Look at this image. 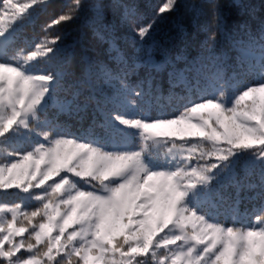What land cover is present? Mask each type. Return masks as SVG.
Masks as SVG:
<instances>
[{
	"label": "snow or ice",
	"instance_id": "6c2138e0",
	"mask_svg": "<svg viewBox=\"0 0 264 264\" xmlns=\"http://www.w3.org/2000/svg\"><path fill=\"white\" fill-rule=\"evenodd\" d=\"M84 7V0H0V41L47 18L44 40L19 59L8 56L12 44L0 48V264H264V210L244 227L206 210L237 162L251 161L264 177V56L259 80L216 74L171 112L151 115L148 93L127 82L128 66L112 73L102 61L90 63L59 101L64 28ZM108 7L95 5L98 21ZM112 7L131 13L135 6ZM241 7L247 11L238 3L232 10ZM178 8V0H164L149 17L133 14V43L142 46ZM207 9L222 29L225 5L207 0ZM37 57L51 68L33 72L28 62ZM174 64L154 68L187 83ZM203 67L186 69L199 77ZM101 79L112 89L100 109L103 137L73 136L49 116L53 103L81 110V89ZM261 189L264 198V183Z\"/></svg>",
	"mask_w": 264,
	"mask_h": 264
},
{
	"label": "trees",
	"instance_id": "16d2710c",
	"mask_svg": "<svg viewBox=\"0 0 264 264\" xmlns=\"http://www.w3.org/2000/svg\"><path fill=\"white\" fill-rule=\"evenodd\" d=\"M56 2L62 3L64 0ZM101 2L109 7L103 20L98 21L95 5ZM219 2L225 5L226 20L222 29L218 30L216 19L210 16L207 0H178L179 8L175 13L170 17L165 14L166 18L153 35L137 47L128 28L133 14L149 17L164 0H84L85 7L79 18L64 28L68 54L66 59L61 57L56 62V70L60 74L57 99L63 101L70 98L69 90L76 78L82 75L90 63L95 65L101 61L112 73H118L121 68L128 66L127 82L133 86L142 85L148 93L152 105L151 115L174 111L184 98L194 96L216 74L234 83L259 80V68L264 56L261 41L264 36V0ZM236 3L246 5L247 11L244 7L233 11ZM112 5L135 7L130 13L126 8ZM46 19L45 16H39L34 23L22 25L0 43V48L12 44L8 56L16 55L18 58L22 50L27 51L36 42L44 40L46 34L43 25ZM100 35L104 37L103 40L99 39ZM177 57L180 59L177 60ZM169 60L175 61L174 66L178 69H184L187 83L170 80L166 71H155L154 65ZM31 63L44 71L51 68L46 57H37ZM201 65L204 67L199 77L186 69V66ZM111 92L112 89L101 79L91 87L81 89V110L59 111L53 103L49 106L48 114L73 136L103 137L105 133L100 126V109ZM0 151V162H3L6 153L2 149ZM153 153L163 159L160 148H153ZM262 183L264 177L258 165H253L251 161H239L234 168V179L219 187V194L212 198L206 210L228 226L256 224L258 215L264 210V198L259 195ZM164 251L161 248L158 254L163 255Z\"/></svg>",
	"mask_w": 264,
	"mask_h": 264
},
{
	"label": "rangeland",
	"instance_id": "374dc122",
	"mask_svg": "<svg viewBox=\"0 0 264 264\" xmlns=\"http://www.w3.org/2000/svg\"><path fill=\"white\" fill-rule=\"evenodd\" d=\"M7 40V39H6ZM6 40H3V41H6ZM3 41H0V43H3ZM20 57H18L17 59H19ZM30 65H31V70L33 71V72H40V71H44V69H37L36 68V66H35V64L34 63H31V61L30 62H28ZM1 153H2V151H0Z\"/></svg>",
	"mask_w": 264,
	"mask_h": 264
}]
</instances>
